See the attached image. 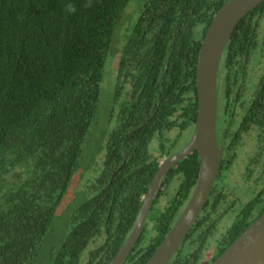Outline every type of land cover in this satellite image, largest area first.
<instances>
[{
	"label": "trees",
	"instance_id": "16d2710c",
	"mask_svg": "<svg viewBox=\"0 0 264 264\" xmlns=\"http://www.w3.org/2000/svg\"><path fill=\"white\" fill-rule=\"evenodd\" d=\"M131 1L91 0L86 7L89 0H0V264H36L74 181L72 219L49 264H109L127 241L161 160L192 136L198 55L229 0H148L128 33L125 19L138 10L129 12ZM115 59L114 125L103 167L78 190L77 172ZM218 97L224 108L219 175L169 264H212L264 212V2L226 45ZM251 133L256 145L244 175L254 182L244 190L250 197L225 207L231 167ZM198 171L196 151L169 171L124 264H146L183 211ZM235 207L232 223L216 236Z\"/></svg>",
	"mask_w": 264,
	"mask_h": 264
},
{
	"label": "water",
	"instance_id": "95a60500",
	"mask_svg": "<svg viewBox=\"0 0 264 264\" xmlns=\"http://www.w3.org/2000/svg\"><path fill=\"white\" fill-rule=\"evenodd\" d=\"M262 2L229 0L214 16L198 55V114L192 136L183 149L160 163L127 241L109 264H124L143 232L166 175L195 151L199 156L196 183L183 211L146 264H169L198 221L218 178L223 156V142L218 141V80L222 57L239 22ZM212 264H264V212Z\"/></svg>",
	"mask_w": 264,
	"mask_h": 264
},
{
	"label": "rangeland",
	"instance_id": "374dc122",
	"mask_svg": "<svg viewBox=\"0 0 264 264\" xmlns=\"http://www.w3.org/2000/svg\"><path fill=\"white\" fill-rule=\"evenodd\" d=\"M148 0H132L129 8V12L138 6L137 12H132L128 18L125 19V22L128 24V33L133 28L134 24L137 21V18L141 12V9L144 7L145 3ZM129 4V5H130ZM128 12V13H129ZM127 15V13H126ZM126 41V37H125ZM108 63V62H107ZM118 60H112L107 72V81L103 83V89L101 93L100 107H99V115H97V122L91 128V133L88 139V145H85L82 164L77 173L82 176L80 183L78 185V190L82 189L86 182V180L90 178H96L103 167V161L106 153V143L109 132L113 128V123L111 121V107H112V94L114 91V83L116 79V69H117ZM113 88V89H112ZM113 90V91H112ZM219 100V97H218ZM190 138V132L185 133V136L182 138L183 143H185ZM255 134L251 133L249 135H245V142L242 147L239 149V153L235 158V161L231 167L230 175L227 181L226 190L230 189L232 194L228 198L229 202L225 205V207H229L233 200H238L239 202L246 201L249 199L250 194L244 192L251 184L254 185L253 180L246 178V163L248 161V157L254 153L255 150ZM255 175V174H254ZM75 182V181H74ZM71 184L70 190L74 185ZM256 188V186L254 187ZM68 192V194L63 199L61 205L58 208L57 214L55 216L51 231L49 232L44 245L41 249L39 257L36 261V264H49L50 257L53 252L58 250L61 246V242L63 239V235L68 228V223L70 219H72L71 208L69 206H74L77 198L76 196H71L73 194L72 190ZM76 199V200H75ZM237 214L236 207L228 210V213L220 223L218 227L219 230L216 236L222 234L228 226L232 223L233 219ZM209 251L207 254L210 255Z\"/></svg>",
	"mask_w": 264,
	"mask_h": 264
},
{
	"label": "flooded vegetation",
	"instance_id": "af4514ba",
	"mask_svg": "<svg viewBox=\"0 0 264 264\" xmlns=\"http://www.w3.org/2000/svg\"><path fill=\"white\" fill-rule=\"evenodd\" d=\"M222 112H224V108L223 107H221V106H219V103H218V114H220V113H222ZM238 112H240V109L238 108ZM189 141V140H188ZM218 141H219V143L220 142H223L222 140H219V138H218ZM187 144V143H186ZM185 144V145H186ZM185 145L183 146V147H185ZM183 147H182V149H183ZM223 150H224V148H223ZM166 158H168V157H164L162 160H161V162L163 161V160H165ZM160 162V163H161Z\"/></svg>",
	"mask_w": 264,
	"mask_h": 264
},
{
	"label": "clouds",
	"instance_id": "9594fccd",
	"mask_svg": "<svg viewBox=\"0 0 264 264\" xmlns=\"http://www.w3.org/2000/svg\"><path fill=\"white\" fill-rule=\"evenodd\" d=\"M91 6H92V3H91V0H89V2H88V4L86 5V7H91ZM67 10H69V11H75V8H74L73 5L68 4V5H67Z\"/></svg>",
	"mask_w": 264,
	"mask_h": 264
}]
</instances>
